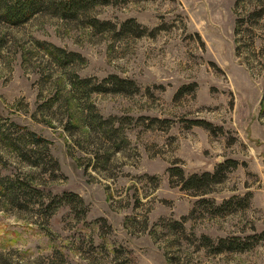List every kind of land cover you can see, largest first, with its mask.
Returning <instances> with one entry per match:
<instances>
[{
	"label": "rangeland",
	"instance_id": "1",
	"mask_svg": "<svg viewBox=\"0 0 264 264\" xmlns=\"http://www.w3.org/2000/svg\"><path fill=\"white\" fill-rule=\"evenodd\" d=\"M109 76L135 91L72 87ZM226 160L238 167L205 193L169 174L212 173ZM9 184L0 264H264V0H128L78 21H0ZM65 194L82 203L52 206ZM248 194L243 209L215 208ZM221 239L250 247L216 253Z\"/></svg>",
	"mask_w": 264,
	"mask_h": 264
},
{
	"label": "trees",
	"instance_id": "2",
	"mask_svg": "<svg viewBox=\"0 0 264 264\" xmlns=\"http://www.w3.org/2000/svg\"><path fill=\"white\" fill-rule=\"evenodd\" d=\"M128 0H0V21L8 26H20L27 23L30 19L40 13H50L64 21H78L82 16L84 17L87 12L91 11L96 6H107L114 4L125 3ZM91 27H97L98 25H109L108 23L99 24L96 20L89 22ZM135 23L128 21L123 25V31L131 32L135 29ZM140 36L141 33L136 34ZM56 53L62 55V51L55 50ZM60 57V56H59ZM71 57H74L73 55ZM89 80H77L72 84L73 89H77L82 93H103V92H127L128 87H132L135 91L133 82L120 79L117 76H109L104 79L102 83L94 86L89 85ZM108 85L109 87L105 86ZM101 123V118H99ZM195 125L202 126L204 122H194ZM33 138L34 144L38 145L42 141L35 137L34 134H28ZM238 167V163L234 160H226L217 165L216 169L212 172H206L203 174H194L185 177L183 171L180 168L174 167L169 169L171 178L178 180L181 190L183 191H195L205 193L213 185L220 184L224 181L226 174ZM0 185V190L3 192H12L13 186ZM21 185V182L18 183ZM15 187V186H14ZM19 188H16L18 190ZM250 194L246 195L242 199H229L224 201L220 206L215 207L217 211L223 210L225 213L233 212L237 209H243L249 204ZM57 198L52 200V206L61 205L63 203H73L75 199L82 203L81 199L73 194H65L59 198L58 202H54ZM205 200L199 202L203 203ZM52 212L55 211L53 208ZM207 243H210L208 239L203 238ZM256 240H264V234L256 237ZM250 245L246 243L237 242L236 239H221L218 241V245L215 248L216 253L221 252H235L244 251L248 249Z\"/></svg>",
	"mask_w": 264,
	"mask_h": 264
}]
</instances>
